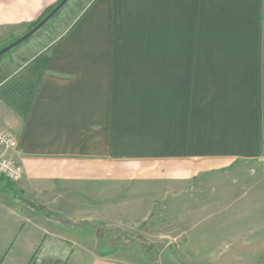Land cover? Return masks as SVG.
<instances>
[{"label":"crops","instance_id":"1","mask_svg":"<svg viewBox=\"0 0 264 264\" xmlns=\"http://www.w3.org/2000/svg\"><path fill=\"white\" fill-rule=\"evenodd\" d=\"M59 1L0 0V39ZM78 1L0 57V125L23 168L0 188V224H87L74 207L88 198L243 163L264 179V0ZM89 264L142 263L118 250Z\"/></svg>","mask_w":264,"mask_h":264},{"label":"rangeland","instance_id":"2","mask_svg":"<svg viewBox=\"0 0 264 264\" xmlns=\"http://www.w3.org/2000/svg\"><path fill=\"white\" fill-rule=\"evenodd\" d=\"M81 3L68 0L39 34L59 17H73ZM18 38L0 39V50ZM13 185L0 176L1 190L13 193ZM88 199L74 207L87 224H52L63 218L43 211L34 213L48 224H0V264H89L118 250L160 264L166 246L181 264H264V179L253 164L135 196H107L103 205Z\"/></svg>","mask_w":264,"mask_h":264},{"label":"built area","instance_id":"3","mask_svg":"<svg viewBox=\"0 0 264 264\" xmlns=\"http://www.w3.org/2000/svg\"><path fill=\"white\" fill-rule=\"evenodd\" d=\"M16 147L13 136L0 125V176L14 184L23 177V168L11 157Z\"/></svg>","mask_w":264,"mask_h":264},{"label":"water","instance_id":"4","mask_svg":"<svg viewBox=\"0 0 264 264\" xmlns=\"http://www.w3.org/2000/svg\"><path fill=\"white\" fill-rule=\"evenodd\" d=\"M68 2V0H63L60 4H58L45 18H43L34 28H32L30 31L25 33L23 36L18 38L16 41L12 42L8 46L2 48L0 50V57L5 55L10 50L16 48L26 40H28L32 35H34L36 32H38L41 28L45 26V24L52 19L59 11L60 9ZM159 263L160 264H181L176 256L175 253L171 250L170 246H166L162 252L159 255Z\"/></svg>","mask_w":264,"mask_h":264},{"label":"trees","instance_id":"5","mask_svg":"<svg viewBox=\"0 0 264 264\" xmlns=\"http://www.w3.org/2000/svg\"><path fill=\"white\" fill-rule=\"evenodd\" d=\"M63 0H60L52 9H50L49 11H47V12H45L44 14H43V16L41 17V19L37 22V23H35V24H33L32 26H31V28H30V30L32 29V28H34L43 18H45V16H47L58 4H60L61 2H62ZM29 30V31H30Z\"/></svg>","mask_w":264,"mask_h":264}]
</instances>
